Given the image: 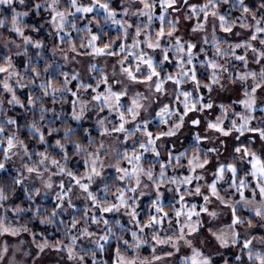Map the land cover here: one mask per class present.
<instances>
[{
	"label": "snow or ice",
	"instance_id": "6c2138e0",
	"mask_svg": "<svg viewBox=\"0 0 264 264\" xmlns=\"http://www.w3.org/2000/svg\"><path fill=\"white\" fill-rule=\"evenodd\" d=\"M4 8L11 16L0 17V48L12 54L0 56V173L12 172L9 166L16 161L19 165L11 183L0 184V238L28 233L39 253H64L70 264H107L102 257L109 249L113 264H157L182 251L179 264H264V235L252 232L264 229V157L241 144L232 150L236 162H220L224 138L235 133L239 141L257 134L264 140V106L258 103V93L264 91V0H120L119 7L113 0H0V12ZM30 15L42 17L43 23L28 25ZM183 21H194L188 30L193 38L180 34ZM45 24L53 57L59 54L66 62L68 52L75 53L72 60L116 57L111 74L92 63L87 71L98 78L91 76L90 83L79 72L59 71L58 65L50 73L55 61H45L40 71L44 41L26 32L39 33ZM104 25L116 29L115 39L101 41ZM72 33L86 34L79 37V50ZM30 48L37 50L36 60L29 56ZM14 57L27 58L23 71ZM165 65H172V71ZM74 81L75 90L70 87ZM133 85H143L144 91H133ZM24 89L26 100L18 95ZM228 92L238 98L225 104L221 94ZM68 94L75 98L70 114L48 105H62ZM161 97L171 99L160 103L152 119L144 117ZM17 108V115H8ZM93 117L98 141L92 129L83 127ZM154 122L158 131L152 130ZM186 123L204 125L203 135L198 131L193 136L194 148L176 152L172 145L161 159V149ZM205 143L212 146L202 147ZM73 156L80 158L83 172L70 166ZM245 161L250 168L240 176L238 164ZM181 168L184 173L178 172ZM107 169L116 173L115 185L102 181L103 187L94 190ZM17 190L27 206L10 203ZM166 192L174 194L175 202L167 206L171 214L163 203ZM145 196L153 197L143 213L146 220L140 211ZM190 197L201 202H190ZM37 198H51V211ZM28 213L41 225L62 230L63 238L52 242L40 233L42 242H37V233L20 223ZM65 215H70L67 222ZM115 216L127 217L134 229L110 218ZM24 243L0 240V262L10 248L8 264H16V253L28 257ZM145 247L150 258L141 256ZM163 247L171 250L161 254ZM230 249L239 254L229 256Z\"/></svg>",
	"mask_w": 264,
	"mask_h": 264
},
{
	"label": "rangeland",
	"instance_id": "374dc122",
	"mask_svg": "<svg viewBox=\"0 0 264 264\" xmlns=\"http://www.w3.org/2000/svg\"><path fill=\"white\" fill-rule=\"evenodd\" d=\"M84 2L87 3L88 0H84ZM191 2L192 3H202L203 0H191ZM119 3H117V4L119 5ZM44 15H46V14H44ZM236 15H239V14H236ZM30 16L25 18L26 22L30 20ZM34 19L35 18L32 19V22L34 21ZM133 19L135 20V18H133ZM85 22L86 21L78 22V25L82 26V24ZM37 23H43V20H40ZM193 23H194V21H183L182 22L181 29L184 30V33L186 34V38H193V34H190L188 32V30L190 29V27ZM31 24H33V23H31ZM31 24H28V25H31ZM94 27L95 26H93V28ZM107 27H109V26H107ZM113 29H115V28H113ZM237 30H239V29H237ZM42 31H43L44 36L47 38V40L44 42V44L48 48L47 55H48V57L51 58L52 62L55 61L54 65H57V63H60V65L64 69H66L69 73H72L74 71L79 72L81 74L82 78L86 82H92V80H90L89 78L93 74H95L94 76H96L98 78L97 73H89L87 71L88 66L92 63H95L97 65L98 69L103 68L107 74H109V75L111 74L112 65L115 63L116 59H118V58H116V57H91V56L80 55V56H76L75 60H72L71 57L74 56L75 53L68 52L69 61L66 62L63 60V58L59 54H57L55 57L52 56L51 47H52L53 41L51 40L50 37H48L46 35V33L49 31L47 24L44 25V28L42 29ZM208 31L209 32L211 31L210 25L208 26ZM130 33H131V30H130ZM26 34H28V33L26 32ZM39 35H40L39 33H33V38L42 40L38 37ZM85 35H86L85 33H79V34L72 33L74 40L77 42L78 50H79V37L85 36ZM195 35L198 38L199 34H195ZM218 35L224 36L225 34L218 32ZM113 39H115V38H113ZM229 39H235V38L229 37ZM101 41L107 42V40H105V39L103 40V38H101ZM17 42L19 43L20 41L18 40ZM119 42L120 41H117V43H119ZM125 42L131 43V36H130L129 40H127ZM67 47L68 46L65 45L66 50H67ZM0 49L2 50V52L7 53V49H3V48H0ZM7 54H12V53H7ZM156 57L159 58V54H156ZM14 59H15V57H14ZM250 67L255 68L257 66L256 65H250ZM54 70H55V68H54ZM168 87H169V90H171V86L169 85ZM132 89H133V91H144V86L143 85H133ZM221 98H222V102H224L225 104H227V103L230 104L233 101L237 100L238 97H237V94L232 93V92H228V93H222ZM66 99H67V96L65 97V100ZM170 99H171V97H168V99H167V97H161L160 100L157 101V103L152 105V107L149 109V112L142 113V115L148 119H152L154 117L155 111L158 109L160 103L161 102L168 103L170 101ZM258 103H260L261 106H264V91L258 93ZM235 110L236 111H242V108L240 106H236ZM8 115H11V114L8 113ZM192 115L195 116L196 114H192ZM94 122H95V117H93L91 120L85 121L84 123H94ZM203 128H204L203 123L200 126V128H193L189 123H186L185 127L181 130V133L177 137L171 138L170 141H168L165 144V147L163 149H161V151H162L161 159H166V153L172 145H174V150L176 152H179V151H182L185 149H193L194 144H195V142L193 140V136L198 131L201 132V134L203 135ZM152 130L158 131V129L156 128L155 122L152 125ZM235 135L236 134L234 133L233 136L228 137V138H224L226 140V150H224L223 155L220 157V162H224V163L236 162L233 160L232 156L237 155V154H234L232 152V150L234 147L240 146L241 144L248 146L250 150L255 151L258 155H261L262 157H264V140H261L257 134H246L244 137H241V139L239 141L234 139ZM129 143H131V141ZM201 146L206 148V147H211L212 145L205 143ZM230 153L232 155H230ZM148 159H151L150 154H148ZM185 163H186V161H185ZM215 164H216V160L213 159L212 164H210L208 166V173L209 174L206 176V180L208 182H210L212 179V176L210 173L214 170ZM18 165H19V161H16L15 164L10 165L9 167H11L12 170H15V167H17ZM238 167L240 169V173H239L240 176H243L245 174V172L250 168V166L247 164L246 161L243 163H239ZM158 170L159 169L157 166L156 171L158 172ZM168 171H169V175L173 174L172 169H169ZM178 172L184 173L185 169L181 168L178 170ZM115 175H116V173L114 172L113 169H107L105 171L103 177L97 178L96 183L93 185V189L99 190L100 188H102L103 182H107L111 185H115V183L113 182V177ZM54 179H59V178L56 177ZM111 180H112V182H111ZM249 180H251V177H249ZM201 183H203V182H201ZM253 185H254V181H253ZM163 190L164 189H162V191ZM146 191H149V190H146ZM245 194L250 196V193L248 191H246ZM152 198H153L152 196H145L141 200V205H142V207L140 209V211L142 213L141 218L144 220H146L147 217H146V215H143V213L147 212V210L149 208V201ZM236 198L238 199V197H236ZM37 199L42 200V201H46V202H48V201L52 202L51 198H49V199L37 198ZM188 199L190 200V202H196V203L201 202L199 197H190ZM75 202H76L78 207H83V201L77 200ZM174 202H175L174 201V194L171 192H166L163 203L166 206L165 210L169 211L170 214L172 213V210H171V208H169L167 206L170 204H173ZM177 207H178V205H177ZM42 208H44V207H42ZM69 213H71V210H69ZM110 218H119V219H121L122 223L125 224L126 227H128L130 229H134V225L128 224V218L127 217L115 216V217H110ZM229 218H230V214L225 212L223 219L225 221H227V220H229ZM20 223L25 224V222H22L21 220H20ZM165 227H167V226H165ZM92 228L95 230L96 226H93ZM241 231H243V229H241ZM146 232H147V230H146ZM252 232H253V234H256V235H264V229L253 228ZM163 234L164 233L162 232L161 235H163ZM0 240L6 241L9 245H17L21 240H23L25 242L23 245V250L29 251L30 255L28 257H24L22 255V253H16V257H15L16 264H70V262L67 260L64 253H57L51 249H46L44 253H39L38 250L36 249L35 244L32 243V237L28 233H22L18 237L5 236V237L0 238ZM37 242H42V241H37ZM79 243L87 246V241H80ZM169 250H171V249H168L167 247H163V248H159L158 252L162 254L164 251H169ZM12 251L13 250L10 248L9 253L5 257V260L0 262V264H8V261L12 256ZM227 253L229 256H232L233 254H239V250L238 249H230V251L227 250ZM183 254H185V253L182 251L181 253H178L176 256L169 258L166 262H157V264H179V257ZM150 255H151L150 249H148L147 247H145L144 249L141 250V256L142 257H149L150 258ZM233 264H235V262Z\"/></svg>",
	"mask_w": 264,
	"mask_h": 264
},
{
	"label": "trees",
	"instance_id": "16d2710c",
	"mask_svg": "<svg viewBox=\"0 0 264 264\" xmlns=\"http://www.w3.org/2000/svg\"><path fill=\"white\" fill-rule=\"evenodd\" d=\"M120 0H113V5L115 7H119V5L117 3H119ZM257 3V0H252L251 4H256ZM222 11L224 9H221ZM236 14H239L238 12H234L233 15L235 16ZM3 16H8L10 17L11 16V11L8 9V8H4L2 12H0V17H3ZM34 19V21L32 22V19ZM40 20H43L42 17H37L35 15H31L30 16V20L27 21V24H31V23H37L38 21ZM102 23V21H101ZM156 24V23H155ZM104 30L106 32V35H103L101 38H103V40H108L109 38H115L117 36V31L116 29H113V28H110V27H107V25H104ZM97 29L94 27L93 28V31L95 32ZM0 31H3V30H0ZM29 35H32L33 36V33L32 32H27ZM39 38L42 39V41H46L47 38L44 36L43 34V31L41 30L39 32ZM7 38V36L5 37ZM65 47V46H64ZM47 46L45 45V48L44 50L42 51L41 55H43L44 59L39 61V70L40 71H43V68H44V64H45V61H47L48 63H52V60L50 57H48L47 55ZM37 52L36 49H29V56L32 57L33 60H36V55L35 53ZM6 54L5 52H2V50L0 49V56ZM27 58L26 57H15L14 61L15 63L20 67V70L23 71V68H22V65L26 62ZM57 65L59 66V71H62V72H68L66 69H64L60 63H57ZM56 65H54L53 69H50V73L54 71V68H55ZM165 68H166V71H172V65H165ZM57 75H59V72L56 73ZM95 74H93L92 76H94ZM93 82V81H92ZM91 83V82H90ZM76 84L77 82H73L72 85H70V87L73 88V90H75L76 88ZM102 90V89H101ZM18 95L21 97L22 100H26L27 99V95H28V90L27 89H24L22 91H18ZM74 99V97H72L70 94L67 95V99L64 100V103L61 105V104H56V105H52L51 104V101H48V105L50 107H55L57 110H60L61 107L63 108V111L65 114H70V111H71V101ZM228 104V103H227ZM21 110L19 108H17L16 110L14 111H10L9 113L11 114V116H15L17 115ZM23 122V121H21ZM57 126H60L59 125V122H57ZM73 126H75V123L73 122ZM94 123H83V127L85 128H89V129H92V136L95 137L97 139V141L99 139H101L97 132L95 131L94 129ZM82 137V133H79L78 134V137L77 138H80ZM69 151L71 152L72 149L69 148ZM80 158L78 157H75L73 156L72 158V164L70 166L76 168L78 167L80 169V171L82 172L83 171V166L82 164H78L77 161L79 160ZM14 173V170H12V172L10 173H7V174H3V173H0V184H3V185H7V184H10L11 183V179H12V174ZM112 182V180H111ZM113 182H115V180L113 179ZM12 201H15V203H18V204H23L24 206H27L26 204V201H24V197H23V193L20 191V190H17L16 191V195L13 196L10 200V203ZM37 204H39L40 206L46 208L48 211H51L52 209V202L51 201H42V200H39L37 199ZM241 214L243 216H248L249 214L245 211V210H242L241 209ZM64 219L65 221L67 222L69 219H70V215H65L64 216ZM22 222H25V224L28 225V227L35 233H37V241H42V237L39 235L40 233H44L45 236H47V238L54 242L55 240L57 239H61L63 238L62 237V230L61 231H58L54 228H52L51 226H45V225H41L39 223L38 220H33L31 218V213H28L25 215L24 219L21 220ZM255 223V222H254ZM92 230H94L92 228ZM125 238L126 239H129L130 238V235L125 233L124 234ZM65 243H67L68 241L65 239L64 241ZM115 245H113L114 247ZM230 251V250H229ZM149 254V253H148ZM114 254L112 252L111 249L107 250L105 252V254L103 255L102 259H104L105 261H107V264H113V260H114ZM90 263V261H89ZM234 263V262H233Z\"/></svg>",
	"mask_w": 264,
	"mask_h": 264
},
{
	"label": "flooded vegetation",
	"instance_id": "af4514ba",
	"mask_svg": "<svg viewBox=\"0 0 264 264\" xmlns=\"http://www.w3.org/2000/svg\"><path fill=\"white\" fill-rule=\"evenodd\" d=\"M251 2H252V0H250V4H251ZM156 23V24H155ZM158 22H154V28H158ZM180 34H182V35H184L185 33H184V30L183 29H180ZM158 54V53H157ZM167 99H168V97H167Z\"/></svg>",
	"mask_w": 264,
	"mask_h": 264
}]
</instances>
